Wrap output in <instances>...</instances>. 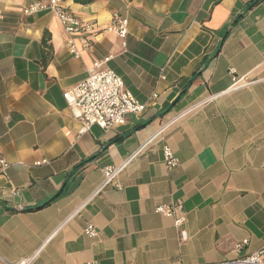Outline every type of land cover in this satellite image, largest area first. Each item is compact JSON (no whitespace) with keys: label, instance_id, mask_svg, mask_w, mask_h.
Here are the masks:
<instances>
[{"label":"crops","instance_id":"crops-1","mask_svg":"<svg viewBox=\"0 0 264 264\" xmlns=\"http://www.w3.org/2000/svg\"><path fill=\"white\" fill-rule=\"evenodd\" d=\"M31 1L0 0V159L9 163H0V264H199L261 248L264 0L250 9L252 0H65L98 29L114 14L129 18L126 48L111 32L81 34L79 44L93 41L81 58L52 12L23 13ZM107 56L102 68L147 107L81 134L63 93ZM168 123L121 171V189L98 190L106 166ZM164 144L177 167L164 163ZM177 200L186 240L155 211Z\"/></svg>","mask_w":264,"mask_h":264},{"label":"built area","instance_id":"built-area-1","mask_svg":"<svg viewBox=\"0 0 264 264\" xmlns=\"http://www.w3.org/2000/svg\"><path fill=\"white\" fill-rule=\"evenodd\" d=\"M42 12H52L58 18L66 35L67 49L74 58H81L82 53L90 50L93 46L92 39L85 36L82 37L79 44L76 36L81 34L94 35V32H111L122 39L124 48L127 46L126 38L129 32V18L127 16L114 14L107 26L98 29V24L86 21L69 10L65 0H32L23 7L25 15H34ZM110 59L111 56H107L94 62L87 69V77L63 93V97L71 108L73 116L81 123V134L87 132L94 125L102 129L116 128L126 122L127 116L140 115L146 110L147 103L139 101L125 87L124 80L120 75L110 68H102ZM155 96L156 94L153 95V97ZM169 125L170 123L161 127L157 133L145 141L121 165L106 166L103 169L104 179L98 190L106 186H114L121 189L122 186L117 182L121 171L158 137L163 139L165 130ZM163 160L170 169L179 165L177 155L168 144L163 145ZM46 161H39L37 164ZM0 163L4 169L9 167V163L4 159H0ZM155 211L165 216L174 217L175 226L180 229L182 240L188 238L187 230L183 227L186 217L183 213L182 200L159 204ZM84 233L90 238H95L98 236L99 231L93 223H89L84 228ZM247 244L248 239L237 241L233 244L232 251L239 253ZM30 261L31 258H26L9 264H29ZM86 264L100 263L97 260H93L88 261ZM199 264H264V244L258 250L245 255Z\"/></svg>","mask_w":264,"mask_h":264},{"label":"trees","instance_id":"trees-1","mask_svg":"<svg viewBox=\"0 0 264 264\" xmlns=\"http://www.w3.org/2000/svg\"><path fill=\"white\" fill-rule=\"evenodd\" d=\"M261 0H252L249 4L247 8H252L254 7L256 4H258Z\"/></svg>","mask_w":264,"mask_h":264}]
</instances>
